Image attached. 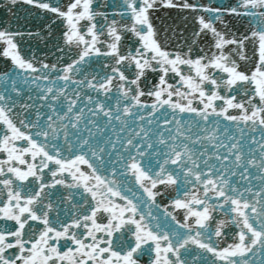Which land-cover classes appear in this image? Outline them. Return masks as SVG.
<instances>
[{"label": "snow or ice", "instance_id": "obj_1", "mask_svg": "<svg viewBox=\"0 0 264 264\" xmlns=\"http://www.w3.org/2000/svg\"><path fill=\"white\" fill-rule=\"evenodd\" d=\"M0 264H264V0H0Z\"/></svg>", "mask_w": 264, "mask_h": 264}]
</instances>
